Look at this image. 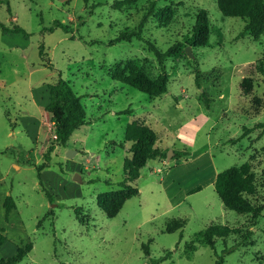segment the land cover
Listing matches in <instances>:
<instances>
[{
	"label": "rangeland",
	"instance_id": "1",
	"mask_svg": "<svg viewBox=\"0 0 264 264\" xmlns=\"http://www.w3.org/2000/svg\"><path fill=\"white\" fill-rule=\"evenodd\" d=\"M115 1L0 0V23L7 28L0 27V258L30 242L16 264H153L166 252L156 264H215L216 253L248 230L249 241L223 253L222 264H264V210L257 216L227 210L210 183L214 173L248 162L255 182L249 200L264 204V77L255 69L264 32L258 40L238 37L244 20L223 16L216 0H137L121 9ZM151 1L155 9L141 39L112 42L138 25ZM200 8L209 17L208 44L188 56L184 42ZM55 21L66 28L50 31ZM146 40L160 51L180 44L163 62L168 83L159 97L108 72L115 63L136 60L156 77L160 67ZM59 76L79 96L85 123L55 146L38 178L35 165L53 139L41 88ZM245 78L251 82L246 93ZM132 121L153 129L161 152H173L168 159L152 156L132 183L139 194L107 218L96 195L119 189L123 160L130 157L124 131ZM243 127L250 132L232 143ZM175 150L189 155L176 161ZM197 185L200 191L185 195ZM8 195L14 208L5 218ZM178 217L185 220L182 230L166 232L165 222ZM210 222L239 233L188 254L186 244Z\"/></svg>",
	"mask_w": 264,
	"mask_h": 264
},
{
	"label": "trees",
	"instance_id": "2",
	"mask_svg": "<svg viewBox=\"0 0 264 264\" xmlns=\"http://www.w3.org/2000/svg\"><path fill=\"white\" fill-rule=\"evenodd\" d=\"M137 0H116L114 8L121 9L123 6L136 2ZM219 12L225 17H238L244 20L243 29L238 37L246 35L258 40L259 36L264 32V0H216ZM155 9V2L148 3L146 14L139 20L138 25L133 29L125 28L112 42L131 41L132 39H141L142 28L146 20V16L151 15ZM1 29L7 28L0 23ZM66 28L61 22L55 21L49 30L54 28ZM209 17L205 9L197 10L194 23L191 27L190 35L186 38L184 44L190 48H201L208 44L209 39ZM15 32H24L20 27L12 29ZM147 48L153 53L160 67V72L156 77L151 78L136 60L115 63L109 70V76L112 80L119 81L129 85L136 90L147 94L150 97H159L166 93L168 74L164 71V60L173 56L180 44L174 43L164 51H160L155 43L149 40L145 41ZM40 56L44 55L43 47L40 46ZM256 71L264 77V46L260 52L255 65ZM195 82L197 78L195 77ZM250 78H245L241 85L246 93L250 87ZM205 101H208L205 93L202 92ZM45 110L50 113L53 123V139L46 147L42 154V162L35 165L37 176L40 178L41 171L48 167L51 160V153L55 146L64 145L72 132L85 123V110L80 103L79 96L72 90L69 81L64 80L60 76L57 80L48 86V103ZM13 126L12 124H10ZM251 128H242L240 136L232 143L238 141L250 132ZM156 133L149 126L142 122L132 121L125 126L124 141L129 142L128 152L130 157L123 160V178L117 182L119 189L100 192L96 195V204L98 208L107 218L114 217L124 202L129 198L139 194L138 188L132 183L139 177V170L145 166L146 162L152 156H158L160 160L164 159L166 153L161 152L156 145ZM189 155L187 150H175L172 159L176 161L186 158ZM213 189L220 199L223 207L232 210L238 214H251L257 216L264 210V204L254 205L250 202L249 197L254 193L255 182L254 174L251 170L250 163L244 162L238 166H231L219 171L213 181ZM201 186L197 185L188 191L192 194L201 190ZM46 195L50 202L53 196L49 192ZM4 215L7 218L9 212L14 208V201L11 196H6L3 201ZM185 220L182 218H171L165 222V231L174 232L182 230ZM239 230L222 225L216 222H210L204 229L194 234L193 239L186 244L188 254L194 252L197 245H206L212 249L215 248L217 239H226L233 233H239ZM251 232L245 231L241 234L240 240L235 244L224 248L221 254L216 253L215 264L223 263V253L238 248L242 243L249 241ZM5 241L3 229L0 228V246ZM32 244L28 242L24 247L18 246L13 255L7 258H0V264H16L21 261L31 250ZM145 254L148 255L147 245H143ZM169 252L154 261L165 259ZM189 256V255H188Z\"/></svg>",
	"mask_w": 264,
	"mask_h": 264
},
{
	"label": "crops",
	"instance_id": "3",
	"mask_svg": "<svg viewBox=\"0 0 264 264\" xmlns=\"http://www.w3.org/2000/svg\"><path fill=\"white\" fill-rule=\"evenodd\" d=\"M48 86H49V84H42V93L43 94H45V95H47L48 96ZM47 103H48V98H47V100L45 99V101L44 102H42V106H43V108H45V106L47 105ZM44 111H45V114H47V115H49V117H50V113L49 112H46V110L44 109ZM45 114H43V115H45ZM216 174L217 173H214V177H213V179H211L210 180V183H212L213 184V181H214V178H215V176H216ZM192 189V188H191ZM190 189H187L186 191H185V195H189L188 194V191H189ZM2 246V245H1Z\"/></svg>",
	"mask_w": 264,
	"mask_h": 264
},
{
	"label": "water",
	"instance_id": "4",
	"mask_svg": "<svg viewBox=\"0 0 264 264\" xmlns=\"http://www.w3.org/2000/svg\"><path fill=\"white\" fill-rule=\"evenodd\" d=\"M185 52L187 53L188 56H192L190 46H186V47H185ZM172 152H173L172 150H168V151H167V153H166V159H168V158L171 156ZM66 155H67L68 157H71V156H72V154H71V150H68L67 153H66Z\"/></svg>",
	"mask_w": 264,
	"mask_h": 264
},
{
	"label": "built area",
	"instance_id": "5",
	"mask_svg": "<svg viewBox=\"0 0 264 264\" xmlns=\"http://www.w3.org/2000/svg\"><path fill=\"white\" fill-rule=\"evenodd\" d=\"M53 137H54V135H53Z\"/></svg>",
	"mask_w": 264,
	"mask_h": 264
}]
</instances>
